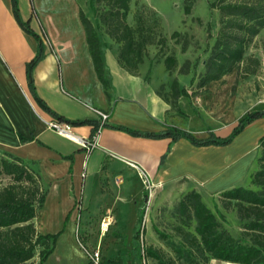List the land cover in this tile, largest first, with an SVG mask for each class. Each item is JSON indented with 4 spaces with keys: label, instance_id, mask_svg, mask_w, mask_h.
I'll use <instances>...</instances> for the list:
<instances>
[{
    "label": "crops",
    "instance_id": "0c3cea01",
    "mask_svg": "<svg viewBox=\"0 0 264 264\" xmlns=\"http://www.w3.org/2000/svg\"><path fill=\"white\" fill-rule=\"evenodd\" d=\"M33 1L18 0V4L22 19H29L30 27L42 39L43 55L32 71L36 94L66 119L89 120L73 124L77 137L91 138L99 123L95 110L108 114L91 150L47 127L46 120L53 116L33 98L26 75L37 41L16 21L11 0H0V152L27 162L47 191L33 219L40 234L56 233L63 226L60 235L73 234L77 229L74 221L99 205L107 207L102 218L111 216L109 209L115 208L118 216L131 220L132 230L139 232L137 212L144 201L146 181L153 187L151 202L158 193L195 190L212 211L221 191L237 186L256 189L251 175L258 168L264 118L252 120L224 145H195L184 137L172 142L169 136L134 135L110 126L155 133L177 127L203 139L209 133L226 137L238 117L220 119L207 132L182 124L157 93L166 80L158 77L159 66L144 57L135 72L128 71L118 62L111 39L102 40L100 47L102 83L77 9L69 15L72 19L61 21L64 17L60 16L56 21L54 11L46 8L42 21ZM261 102L264 100L257 104ZM104 178H109L108 192L102 191ZM68 213L69 224L64 225ZM51 214L58 219L52 226L47 222Z\"/></svg>",
    "mask_w": 264,
    "mask_h": 264
},
{
    "label": "trees",
    "instance_id": "16d2710c",
    "mask_svg": "<svg viewBox=\"0 0 264 264\" xmlns=\"http://www.w3.org/2000/svg\"><path fill=\"white\" fill-rule=\"evenodd\" d=\"M130 1L88 0V6L94 15L93 21L79 8V18L84 27L93 65L98 78L104 84L101 41L98 34L101 23L105 26V32L120 43L117 57L122 67L135 72L138 64L143 62L144 47L149 39L145 32L140 30V25L132 27L127 22ZM11 2L16 21L37 41L36 54L26 65L28 85L33 98L40 107L59 120L72 124L89 122L86 119L70 120L56 114L36 94L32 71L43 55L42 39L30 27L29 19H22L18 0H11ZM195 2L196 0H184V14L190 13ZM209 6L219 11V29L211 53L205 62V72L199 80V86L220 79L239 65L244 60L247 44L260 30L264 29V0H211ZM100 10L101 14L98 13ZM177 34L178 32L174 31L171 36ZM159 40L163 41V39ZM164 65L167 70H171L175 65V58L172 55H166ZM258 65L257 58L248 57L244 74L254 73ZM170 90L173 98L185 93L184 88H178L176 79L172 80ZM157 93L168 102L159 90ZM260 117L264 118V102L256 104L243 113L226 137L209 133L208 137L203 139H197L189 131L177 127L155 133L121 125L110 126L134 135L169 136L172 142L184 137L195 145H224L229 143L248 123ZM259 147L258 168L251 175V183L256 186V189L237 186L219 193L221 198L234 202L238 217L244 221L242 228L248 234V240L232 236L223 226L226 219L217 206L215 205V211H212L205 205L197 191L190 190L180 200L179 210L184 215L188 213L194 217V234H185L181 243L172 246L178 258L188 264H207L213 259L235 264H264V136L259 139ZM4 178L7 181L0 185V264H30L37 248L43 246V249L38 252L41 264L53 251L64 226L52 234H40L37 231L33 219L38 216L47 191L42 187L39 175L27 162L18 156L0 152V181ZM68 218L69 213L65 217L64 225ZM138 236L137 233L134 240ZM48 240H51V246H48ZM143 254L144 257L162 263L159 251L152 247H144ZM100 264H123V262L118 257L103 258L101 256Z\"/></svg>",
    "mask_w": 264,
    "mask_h": 264
},
{
    "label": "rangeland",
    "instance_id": "374dc122",
    "mask_svg": "<svg viewBox=\"0 0 264 264\" xmlns=\"http://www.w3.org/2000/svg\"><path fill=\"white\" fill-rule=\"evenodd\" d=\"M210 1L196 0L190 13L184 14V0H131L127 15V22L132 27L140 25V30L148 36L149 42L144 47V57L150 59L154 67L159 66L158 77H161V80L166 79L159 85L158 90L167 98L174 119H178L192 130L200 129L205 132L217 126L220 119L232 115L239 118L250 107L264 100V29L247 44L244 60L239 65L220 79L199 86V80L205 72V62L219 29V11L210 8ZM34 4L42 21L46 16L42 15L46 8L54 11V20H60V16H63L61 21H64L72 19L69 15L74 8L79 14V7L92 21L94 20L88 0H34L33 6ZM101 12L100 10L98 13ZM137 19H140L139 23ZM174 31L178 34L171 36ZM98 34L101 43L104 39H111L110 43H114L119 52L120 43L105 32L102 23ZM166 55L175 58V65L171 70H167L164 65ZM248 57L257 58L259 65L254 73L244 74ZM173 79L177 80L179 89L185 90V93L177 98L171 95L170 84ZM107 179L109 178L102 179L103 192H108ZM6 181V178L2 179L0 185ZM177 186L181 187V181ZM145 192L148 199L149 191ZM187 192L179 189L167 194L158 193L153 202L150 200L149 217L143 228L139 225L144 207L142 201L137 212L139 232L132 230L131 220L121 219L116 209L112 208L109 209L113 218L111 226L101 235L100 222L107 207L99 205L86 217H78L74 221L75 228L80 225L82 227L77 237L76 230L73 234L58 236L53 251L41 264H90L85 247L91 249L95 246H99L103 258L118 257L123 264H142V245L159 251L162 258V263H158L145 257V264H188L178 258L172 248L184 240L185 234H194V217L188 213L184 215L179 210V202ZM216 199L225 213L223 226L232 236L248 240V234L242 228L244 221L238 217L234 202L219 196H216ZM47 222L52 226L58 223V219L51 214ZM67 222L69 224V221ZM137 233L139 236L134 240ZM48 246H51V240H48ZM41 249L43 246L37 248L30 264H40L38 252ZM216 261L210 260L207 264H217Z\"/></svg>",
    "mask_w": 264,
    "mask_h": 264
},
{
    "label": "built area",
    "instance_id": "2783aa9c",
    "mask_svg": "<svg viewBox=\"0 0 264 264\" xmlns=\"http://www.w3.org/2000/svg\"><path fill=\"white\" fill-rule=\"evenodd\" d=\"M95 112H96L97 116L99 117V123H98V126H97L95 132L93 133V135L91 136L90 139L77 137L72 131V127H73L72 123L65 121V120H59V119L55 118L54 116L51 119L46 120V125L49 129L55 131L59 135L74 139L82 147L86 148L87 150H91L92 148H94L97 145L98 132L101 129V127L105 124V121L108 117V114L106 112L101 111V110H95ZM145 189L149 191V198L147 199V197H146V199L144 200V207H143V210L141 213V218H140V227L141 228H143V226L145 225V223L149 217V208H150V200H151L150 197L152 198L151 192L153 191V187H152L151 183H149L148 181H146ZM111 222H112V217L110 215H106L105 217H103L101 219V222H100L101 235H103L105 233V231H107ZM77 233H78V235L80 233L78 228L76 229V232H75L76 237H77ZM77 240L80 242L79 238ZM143 249H144V247L142 245L140 256L143 259V261L141 263L145 264V259H144L145 257L143 254ZM85 252L87 254V257H88L90 264H100V260H101L102 255L100 254L99 246H95L91 249H86V247H85Z\"/></svg>",
    "mask_w": 264,
    "mask_h": 264
},
{
    "label": "bare ground",
    "instance_id": "6f19581e",
    "mask_svg": "<svg viewBox=\"0 0 264 264\" xmlns=\"http://www.w3.org/2000/svg\"><path fill=\"white\" fill-rule=\"evenodd\" d=\"M215 261H216V260H215ZM216 262H217V264H218V263H220V264H235V263H228V262H223V261H222V262H221V261H216Z\"/></svg>",
    "mask_w": 264,
    "mask_h": 264
}]
</instances>
